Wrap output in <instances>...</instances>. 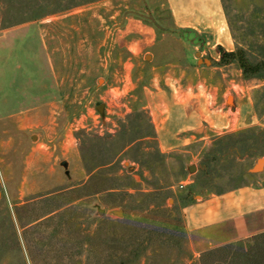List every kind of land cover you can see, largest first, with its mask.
Masks as SVG:
<instances>
[{
	"label": "rangeland",
	"instance_id": "obj_1",
	"mask_svg": "<svg viewBox=\"0 0 264 264\" xmlns=\"http://www.w3.org/2000/svg\"><path fill=\"white\" fill-rule=\"evenodd\" d=\"M222 3L234 50L264 61V0ZM175 89L193 117L172 146ZM205 100L233 121L196 118ZM259 157L264 72L223 62L166 0H0V264H264V230L192 232L181 209L248 183Z\"/></svg>",
	"mask_w": 264,
	"mask_h": 264
},
{
	"label": "crops",
	"instance_id": "obj_2",
	"mask_svg": "<svg viewBox=\"0 0 264 264\" xmlns=\"http://www.w3.org/2000/svg\"><path fill=\"white\" fill-rule=\"evenodd\" d=\"M166 2L175 26L205 34L211 50L219 46L227 51L234 50V40L222 0H166ZM149 31L146 28L144 32L149 33ZM139 39L148 41L149 36ZM30 58L35 60L36 66L38 65V76L35 79L31 76L29 78L33 84V92L37 95L32 97L47 99L51 90L47 75L48 61L44 57L31 56ZM205 102L208 101H204V107L201 105L196 108L198 114L196 118L199 117L201 121L209 122V126L213 127L217 126L215 122L220 121L223 125L225 122L233 121L234 116H217L216 109L210 107V102L206 105ZM189 103L190 100L180 99L177 89L174 90L167 104L169 119L172 123L169 120L170 124L167 127L162 125L159 129L160 133L166 128L173 130L188 127V122L193 117L192 111L187 109ZM158 110L162 114V110L160 108ZM173 131L172 134L168 133L166 138L163 135L161 142L174 145L184 143V138L179 137L177 131ZM255 174L257 175H254L248 183L221 192H202L199 198L184 203L181 209L187 229L192 232L208 231L211 233L209 231L213 228L230 225L235 238L264 230V171Z\"/></svg>",
	"mask_w": 264,
	"mask_h": 264
},
{
	"label": "trees",
	"instance_id": "obj_3",
	"mask_svg": "<svg viewBox=\"0 0 264 264\" xmlns=\"http://www.w3.org/2000/svg\"><path fill=\"white\" fill-rule=\"evenodd\" d=\"M219 49L221 51V60H223V62L237 60L246 75H255L264 72V61L252 62L243 49L239 48L227 51L221 46H219ZM227 137H231V135H228Z\"/></svg>",
	"mask_w": 264,
	"mask_h": 264
},
{
	"label": "water",
	"instance_id": "obj_4",
	"mask_svg": "<svg viewBox=\"0 0 264 264\" xmlns=\"http://www.w3.org/2000/svg\"><path fill=\"white\" fill-rule=\"evenodd\" d=\"M204 60V63L208 62L207 58H203ZM102 105V104H101ZM99 108V106H98ZM100 109V108H99ZM101 110V109H100ZM61 164L64 166V167H67L68 165V161L67 160H62L61 161ZM264 167V157H259L256 162L254 163V165L251 167L250 171L251 172H258L260 170H262ZM195 168V165H189L188 166V169L191 171L192 169ZM104 211V209L102 208H98V212L99 213H102ZM113 213L117 214V215H122L123 214V210L122 209H114L112 210Z\"/></svg>",
	"mask_w": 264,
	"mask_h": 264
},
{
	"label": "bare ground",
	"instance_id": "obj_5",
	"mask_svg": "<svg viewBox=\"0 0 264 264\" xmlns=\"http://www.w3.org/2000/svg\"><path fill=\"white\" fill-rule=\"evenodd\" d=\"M229 101H231V97H229ZM102 105L99 107L101 109Z\"/></svg>",
	"mask_w": 264,
	"mask_h": 264
}]
</instances>
